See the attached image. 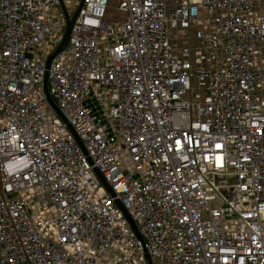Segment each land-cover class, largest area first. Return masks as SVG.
Listing matches in <instances>:
<instances>
[{
    "label": "built area",
    "instance_id": "1",
    "mask_svg": "<svg viewBox=\"0 0 264 264\" xmlns=\"http://www.w3.org/2000/svg\"><path fill=\"white\" fill-rule=\"evenodd\" d=\"M108 8L0 0V264H264V0Z\"/></svg>",
    "mask_w": 264,
    "mask_h": 264
},
{
    "label": "water",
    "instance_id": "2",
    "mask_svg": "<svg viewBox=\"0 0 264 264\" xmlns=\"http://www.w3.org/2000/svg\"><path fill=\"white\" fill-rule=\"evenodd\" d=\"M77 16V12L74 14L73 18L71 20H68L67 21V24H66V30H65V33H64V36H63V39H62V42L60 43V45L50 54V56L47 58V61H46V66H45V74H44V81H43V86H44V90H45V94H46V97H47V101L49 103V105L51 106V108L55 111L56 115H58L66 124H67V127L68 129L70 130V132L75 136V138L78 140V138L76 137L72 127L67 123L66 119L64 118V116L61 114V112L59 111V109L56 107V105L54 104V102L52 101V99L50 98L49 94H48V90H47V82H48V70H49V66H50V63L52 61V59L56 56L57 53H59L62 49L65 48V46L67 45L68 43V38H69V32H70V29L72 27V24L74 22V19L75 17ZM81 145V144H80ZM81 148H83L81 146ZM98 176L100 177V180L102 181V183L104 185L105 182L103 181L101 175L99 174L98 171H96ZM126 218L128 219L130 225L132 226L133 230L137 233V230L133 224V222L131 221V219L128 217V215L126 214V212L123 210ZM139 240L141 241V243H143L142 239L139 237ZM147 264H151V261L150 259L147 257Z\"/></svg>",
    "mask_w": 264,
    "mask_h": 264
},
{
    "label": "rangeland",
    "instance_id": "3",
    "mask_svg": "<svg viewBox=\"0 0 264 264\" xmlns=\"http://www.w3.org/2000/svg\"><path fill=\"white\" fill-rule=\"evenodd\" d=\"M109 8L106 11V18L110 20L123 19L122 13L118 10V0H108Z\"/></svg>",
    "mask_w": 264,
    "mask_h": 264
}]
</instances>
